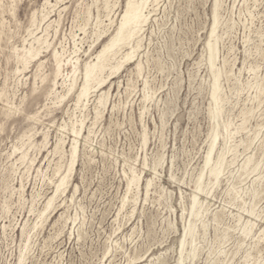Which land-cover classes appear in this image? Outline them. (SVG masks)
<instances>
[{"label":"rangeland","instance_id":"obj_1","mask_svg":"<svg viewBox=\"0 0 264 264\" xmlns=\"http://www.w3.org/2000/svg\"><path fill=\"white\" fill-rule=\"evenodd\" d=\"M46 1L0 0V264H264V0H149L134 58L80 105L85 63L126 0ZM39 35L51 47L24 69L19 55ZM55 49L64 76L52 92ZM81 122L70 181L41 216Z\"/></svg>","mask_w":264,"mask_h":264},{"label":"bare ground","instance_id":"obj_2","mask_svg":"<svg viewBox=\"0 0 264 264\" xmlns=\"http://www.w3.org/2000/svg\"><path fill=\"white\" fill-rule=\"evenodd\" d=\"M46 3H49V0H47ZM148 3H149V0H126L125 9H124V11L122 13L120 22H119L114 34L103 45V47L96 53L94 60L92 59L93 61H87L85 63L84 70L82 72V84L79 86V92L77 93V96H76V103H75L76 105L79 104L80 102H82L83 99H85V101H86V98H88L89 92H91L90 90H91L92 87L93 88L94 87H101L102 85H105V83L108 81V79L111 78L114 74L118 73L120 71V69L122 68V66L126 62H129V61H131L134 58L135 53L138 50V47L140 45V40L138 38V34H139L140 30L143 29L142 25L147 20V15L145 14V9H146ZM50 5H51V3H50ZM105 5H107V4H105ZM215 6L217 7V0L215 1ZM46 18H47V14H44L42 16L41 23H43ZM34 21H36V19ZM97 23L98 24L101 23V20H99V18L97 20ZM217 23H218V15H217V13L215 11L214 18H213V26H212V29H211L210 34H209V40L207 42V47H208V50H209V63H210V66H211V69H212L213 75H214V85H213L212 97H213L215 102L219 101V90H220V87H219V84H218L220 73H219V71L214 69V67H215V58H216V44L214 43L213 40H214V36H215V30H216ZM48 26H46V30H47ZM39 27H40V25H39ZM31 36H32V34H31ZM47 37H44L43 35L35 36L34 41L30 43V46L28 48L24 47L25 49H24L23 55L22 56L19 55V59L22 60V62L24 63L23 64L24 65V69L27 67L26 66L27 63L29 65V62L27 61V57H29L31 59L37 58L39 56V54L41 53V49L44 48L45 45H46V48L51 47L50 43L47 40L49 38H47ZM35 42L38 44V46L34 45ZM126 47H129V50L127 52H125V53H122L123 48H126ZM22 52H23V50H22ZM53 56H54V59H55V71H54V80H53V85H52L51 90H52V92H53V90H55V92H57V90H56V86L58 84L57 79L60 76H64V73H63V71H64L63 70V65L64 64H63V60H62L63 54L60 51H58L57 49H55L54 52H53ZM112 59H116L117 60V63L115 65L111 64V60ZM138 65L140 66V64H138ZM40 66H41V63L39 65V67ZM78 68L79 67L76 65L75 66V70L73 71L74 79L72 77V80H70L69 83L66 82L67 83V87H68L67 88V94L72 92L77 87V79H75V74H76ZM20 69L17 68V71L20 72ZM107 69H110L111 71L109 72V74L107 76H105V71ZM66 83L64 82L63 84H66ZM104 94L105 93H104V90H103V93H102V95L100 96V99H99L100 106H101V103L103 104V99L104 98L106 99V97H104ZM83 122H81V124H80L81 125L80 129L75 127V125L73 126V132L76 134L75 135L76 138L75 139L73 138V141H71L72 142L71 143V152H70L71 159H70L67 171L64 174H62V176L60 177L59 181L56 183L55 192L48 199L43 211L41 212V216H43L50 208L53 207L55 197L61 191H63V193H64V191L66 189V185L70 181V176L72 174L73 167H74L76 159L78 157V151H79L78 150V136H80V134L82 132ZM217 137H218V135H214V137L212 138L210 149L208 151L207 157H206L205 162H204V166L205 167H208L210 165V163H211V153H212V150L214 148V145H215V142L217 140ZM64 143H65V141L63 140V138H59L57 140L56 146H54L55 149L53 151L55 153H57V150L62 148L64 146ZM59 151L61 152V150H59ZM26 159H27V153L23 152L22 155L20 156L19 160H21L22 163H24L26 161ZM33 161H30V163H32ZM247 163H248V161H247ZM221 165H222V157L217 161L216 165L212 166L211 169H210L211 174L214 176L213 178H217V176L219 175L220 170H221ZM29 167H31L30 164L28 165V168ZM57 172L60 173L61 169L59 168L57 170ZM58 173H57V175H58ZM201 178L202 177L200 176L199 177V181H198L199 183H198V186H197V189H200V190L202 188V187L200 188V186H201V182H200ZM139 179H140L139 176H137L133 172L132 177L129 179V183H133V182L135 183L136 182L138 184L139 183ZM150 185H151V180L148 179L146 181V184H145V187H146L147 190L149 189ZM195 195L193 196V203H192V209L193 210H195L196 206L198 205L197 196H195ZM194 213H195L194 215H196V216L200 215V213L198 211H196ZM250 213L253 214L254 213L253 210H251ZM245 232L248 234L250 232V229L249 230L245 229ZM187 235L193 236V225L192 224H188L184 228V234H183V237L181 238V246L182 247L185 246L186 236Z\"/></svg>","mask_w":264,"mask_h":264}]
</instances>
